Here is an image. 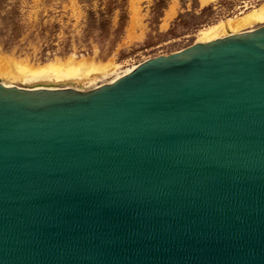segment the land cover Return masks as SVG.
Listing matches in <instances>:
<instances>
[{"label": "water", "instance_id": "1", "mask_svg": "<svg viewBox=\"0 0 264 264\" xmlns=\"http://www.w3.org/2000/svg\"><path fill=\"white\" fill-rule=\"evenodd\" d=\"M0 264H264V26L89 92L0 81Z\"/></svg>", "mask_w": 264, "mask_h": 264}, {"label": "rangeland", "instance_id": "2", "mask_svg": "<svg viewBox=\"0 0 264 264\" xmlns=\"http://www.w3.org/2000/svg\"><path fill=\"white\" fill-rule=\"evenodd\" d=\"M118 1L125 2L127 20L121 24L120 11H116L108 17L107 33L101 36L98 31L87 32L89 13L99 10L100 0H0V30H8L6 38H14L9 47L0 41V81L23 89L80 87L79 90L89 92L108 85L112 79L99 80L92 86H26L9 80L4 72L15 64L40 69L53 63L65 66L70 61H84L87 72L91 66L118 67L122 75L149 60L199 44L204 29L229 20L238 22L264 5V0ZM160 1L164 4L158 6ZM250 30L254 28L243 29L237 35Z\"/></svg>", "mask_w": 264, "mask_h": 264}, {"label": "bare ground", "instance_id": "3", "mask_svg": "<svg viewBox=\"0 0 264 264\" xmlns=\"http://www.w3.org/2000/svg\"><path fill=\"white\" fill-rule=\"evenodd\" d=\"M263 26H264V5L261 9L253 10L249 15L245 16L244 19L238 22L229 20L227 22L222 23L221 25H215L213 27L207 28L206 30L204 29L203 31L200 32L198 42L199 44H207V43L215 42L217 40H222L225 38L237 36V33L241 32L243 29H247L248 27L254 28V30L247 31L249 33V32H253L257 30L256 27H263ZM247 32H244V33H247ZM137 68L127 69L126 71H123L121 73L122 75H120L118 71V67L100 69L96 66H91L89 69L90 71L87 72L86 71L87 66L84 61L79 62L77 64L70 61L65 66L63 65V63L62 64L53 63V64H49L48 66L42 67L40 69H30V67L29 68L22 67V66H18L15 64V66L11 68L10 67L7 68V70L4 72V76L14 82L15 81L23 82L26 80L27 74L33 78L40 76V75H46V74L52 77H60V76L65 75L64 78H60V81H64L67 79L76 81L74 83H66V85L72 84V85H77V86H86V85L92 86L99 80L112 79L108 83V85H111L117 82L118 80L130 75ZM83 72H86L88 75L86 76L83 75L82 74ZM4 83L10 85L13 88H18L7 82H4ZM37 83L48 84V85L52 84L46 81H40ZM57 84H63V83H57ZM34 89H37V88H33L29 90H34ZM46 89H55V88H46ZM72 89H76V88H72ZM76 90H79V89H76Z\"/></svg>", "mask_w": 264, "mask_h": 264}, {"label": "trees", "instance_id": "4", "mask_svg": "<svg viewBox=\"0 0 264 264\" xmlns=\"http://www.w3.org/2000/svg\"><path fill=\"white\" fill-rule=\"evenodd\" d=\"M162 4H164V2L160 1L158 3V6ZM124 8L125 2H119L118 0H108L104 2V0H100L99 10L97 12L91 11L89 13L87 32L92 33L94 31H98L101 33V36H104L107 33L106 26L108 17H112L116 13V11H120V23L123 24L127 20ZM8 23H10V20L8 21ZM7 31L3 29L0 30V41L3 42L6 47H9L14 38L11 35L6 38L8 35Z\"/></svg>", "mask_w": 264, "mask_h": 264}]
</instances>
